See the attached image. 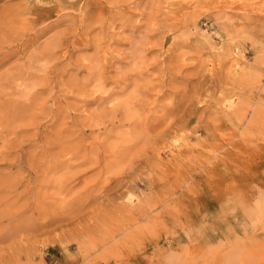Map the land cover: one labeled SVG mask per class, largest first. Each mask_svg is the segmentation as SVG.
I'll use <instances>...</instances> for the list:
<instances>
[{
	"label": "rangeland",
	"instance_id": "rangeland-1",
	"mask_svg": "<svg viewBox=\"0 0 264 264\" xmlns=\"http://www.w3.org/2000/svg\"><path fill=\"white\" fill-rule=\"evenodd\" d=\"M0 20V264H264V0Z\"/></svg>",
	"mask_w": 264,
	"mask_h": 264
},
{
	"label": "bare ground",
	"instance_id": "bare-ground-1",
	"mask_svg": "<svg viewBox=\"0 0 264 264\" xmlns=\"http://www.w3.org/2000/svg\"><path fill=\"white\" fill-rule=\"evenodd\" d=\"M36 2H37V1H36ZM39 3H40V2H39ZM37 4H38V3H37ZM35 5H36V4H35ZM40 6H41V5H40ZM16 10H17V9H16ZM40 10H41V9H40ZM20 11H21V10H19V12H20ZM35 11H36V10H35ZM38 11H39V10H38ZM14 12H15V11H14ZM30 12H31V11H30ZM24 13H25V12H24ZM32 13H33V12H32ZM32 13H31V14H32ZM14 14H15V13H14ZM18 14H19V13H18ZM33 14H34V13H33ZM45 14H46V13H45ZM37 15H38V14H37ZM15 16H16V15H15ZM11 17H12V15H11ZM11 17H10V18H11ZM17 17H18V18H17ZM24 17H27V16H24ZM42 17H43V16H42ZM10 18H8V19H10ZM12 18H13V17H12ZM14 18L19 19V16H16V17H14ZM8 19H7V20H8ZM20 19H21V18H20ZM38 19H39V18H38ZM11 20H13V19H11ZM11 20H9V21L11 22ZM0 21H1V20H0ZM5 21H6V19H5ZM9 21H8V22H9ZM18 21H19V20H18ZM1 22H2V21H1ZM15 22H16V21H15ZM2 23H3V22H2ZM5 23H6V22H4V24H5ZM4 24H3V25H4ZM8 24H9V23H7L6 25H7L8 28H9V25H8ZM12 25H13V24H12ZM0 26H2V24H1ZM12 27H13V26H12ZM23 27H25V26H23ZM23 27L21 26V29H22ZM14 28H16V27H14ZM18 28H19V27H18ZM28 28H29V27H28ZM2 29H4V28H2ZM2 29H1V31H2ZM4 30H5V29H4ZM6 30H8V29H6ZM10 30H11V29H10ZM23 30H24V28H23ZM15 31H17V30L15 29ZM2 32H3V31H2ZM2 32H1V33H2ZM21 32H22V31H21ZM10 33H12V34L15 33V34H16V32H14V31H13V32L11 31ZM1 35H2V34H1ZM57 35H58V34H57ZM9 36H11V35H9ZM4 37H5V36L2 35L1 38H4ZM20 37H21V35H20ZM2 40H3V39H1L0 42H2ZM4 41H6V39L3 40V42H4ZM10 43H11V41L7 42L5 45L0 46V51H2V52L4 53V55H5L6 51L8 50V48H9L8 45H9ZM0 44H1V43H0ZM46 44H47V43H46ZM43 48H45V46H44ZM52 49H53V48H52ZM8 51H9V50H8ZM48 52H49V51H48ZM0 55H2V54H0ZM49 55H50V54H49ZM5 57H6V56H5ZM10 77H11V76H10ZM12 78H13V77H12ZM1 86H2V85H1ZM31 87H32V86H31ZM2 88H3V87H2ZM2 88L0 89V96H1L2 94L5 95V93H3V92H2V94H1ZM33 88H34V87H33ZM5 89H6V88H5ZM5 89H4V90H5ZM30 89L32 90V88H30ZM8 90H9V89H8ZM13 90H14V89H13ZM50 90H51V89H50ZM14 91H15V90H14ZM5 92H6V94H7V93H10L11 91H9V92L5 91ZM12 92H13V91H12ZM48 93H49V92H48ZM2 96H3V95H2ZM14 101H15V100H13L12 102H14ZM12 102H11V104H10V107H14V106L17 107V106H18L17 103H16V101H15L14 103H12ZM230 103H231V102H230ZM24 104H26V101H25ZM225 104H227V103H225ZM6 105H7V104H6ZM21 105H22V104H20L19 106H21ZM226 108H227V105H226ZM229 108H231V107L229 106ZM232 108H233V107H232ZM2 109H3V110H5V109L7 110L6 107H5V109H4V108H2ZM2 109H1V110H2ZM15 109H16V108H15ZM227 109H228V108H227ZM21 110H22V109H21ZM24 110H25V109H24ZM12 111H13V108H12ZM14 111H15V110H14ZM17 111H19V110L17 109ZM25 111H26V110H25ZM227 111H228V110H227ZM0 112H1V111H0ZM3 112H4V111H2V113H3ZM20 112H21V111H20ZM22 112H23V111H22ZM27 112H28V111H27ZM232 112H233V111H232ZM241 112H243V110H241ZM5 113H6V112H4L3 115H4ZM11 113L13 114L14 112H11ZM28 113H29V112H28ZM244 113H245V111H244ZM15 114H16V113H15ZM23 114H24L23 116H26L24 112H23ZM3 115L1 114L0 116L3 117ZM21 115H22V114H20L19 116H20V118L22 119L23 116L21 117ZM240 115H241V114H240ZM242 115H243V114H242ZM14 116H15V115H14ZM6 117H7V116H6V114H5V118H6ZM10 117H11V116H10ZM10 117H9V119H10ZM20 118H19V122H17V120H16L15 122L12 121L13 118L10 119V121L13 122L12 124L10 123V124L12 125V127L14 126V125H13L14 123L16 124V123H21V122H22V120H20ZM24 118H25V117H24ZM29 118H30V117H29ZM31 118L33 119V116H32ZM15 119H17V117H16ZM15 119H14V120H15ZM0 120H1V118H0ZM2 120H3V118H2ZM24 120H28V117L26 116V118H25ZM4 121H5V120H4ZM7 121H9V120L7 119ZM20 121H21V122H20ZM5 122H6V121H5ZM24 122H25V121H24ZM7 123H9V122H7ZM7 123H5V124H7ZM28 123H29V124H28ZM28 123H27V125L29 126L31 123H30V121H29ZM21 124H22V123H21ZM11 125H10V126H11ZM27 125H26V126H27ZM1 126H2V125H1ZM3 126H4V124H3ZM26 126H25V124H24L23 127H26ZM31 126H32V125H31ZM4 127L7 128V126H4ZM12 127H10L9 129L11 130V129L14 128V127H13V128H12ZM139 127H140V126H139ZM9 129H7V130H9ZM14 129H16V128H14ZM22 129H23V128H22ZM25 129H26V128H25ZM139 129H140V128H139ZM23 130H24V129H23ZM24 131H25V130H24ZM173 133H174V132H173ZM33 135H37V133L34 132ZM17 138H18V139H16V138L14 137V138L12 139V144H11L12 147H11V148H12V149H17L16 151H14V154H13V155H14L15 160H20V159H21V156L23 155V150L26 148V146L21 145V143L24 141L25 137H23V136L21 137V136H20V137H17ZM19 138H24V139H19ZM67 147H68V146H67ZM76 147H77V146H76ZM76 147H75V148H76ZM9 154H12V153H9ZM183 156H184V155H183ZM9 187H10V186H9L7 183H5V182H4V183H0V190H5V189H8ZM79 201H80V200H79ZM149 205H150V204H149ZM137 208H138V207H137ZM127 209H128V208H127ZM127 209H126L125 211L128 213ZM139 209H140V207H139ZM132 210H133V209H132ZM135 211H136V210H135ZM135 211H134V212H135ZM137 211H138V210H137ZM140 211H143V210L140 209ZM261 212H262V211H261ZM141 213H142V212H141ZM141 213H140V212L138 213L139 216H140ZM143 213H145V211H144ZM262 214H263V213H262ZM134 216H135V215H134ZM136 219H138V218L136 217ZM133 220H135V218H134Z\"/></svg>",
	"mask_w": 264,
	"mask_h": 264
}]
</instances>
